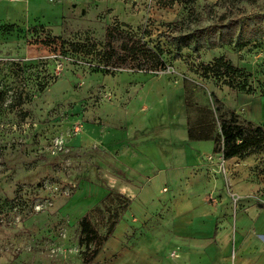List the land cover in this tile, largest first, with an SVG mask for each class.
Here are the masks:
<instances>
[{"label":"rangeland","instance_id":"obj_1","mask_svg":"<svg viewBox=\"0 0 264 264\" xmlns=\"http://www.w3.org/2000/svg\"><path fill=\"white\" fill-rule=\"evenodd\" d=\"M195 8L193 17L186 5L163 7L159 0H0V264H84L80 222L89 216L106 234L107 219L93 211L129 183L172 192L176 185L212 183L208 168L219 166L220 182L230 183L224 170L231 175V164L216 153L213 158L191 150L184 79L217 95L225 111L264 125V36L245 46L249 36L240 33L231 46L202 49L199 61L188 49L176 59L175 43L161 35L173 22L192 33L264 14V0H197ZM116 26L164 49L169 69L96 72L98 60L74 46L90 42L102 52L108 29ZM223 56L243 66L255 91L234 90L214 76L197 74L202 63L212 65ZM200 102L209 103L204 96ZM135 155L150 160L174 155L182 164L164 161L154 174ZM140 162L144 178L135 172ZM242 162L264 184V152L244 157L238 166ZM233 204L230 216L243 209ZM150 207L147 218L139 206L123 215L118 244L116 239L107 244L94 264L191 262L185 250L190 245L182 249L170 238L175 235L170 209ZM256 240L264 243V235ZM165 246L169 250L161 258ZM236 252L234 242L231 259ZM206 254L200 253L202 262ZM221 263L215 257L214 264Z\"/></svg>","mask_w":264,"mask_h":264},{"label":"trees","instance_id":"obj_2","mask_svg":"<svg viewBox=\"0 0 264 264\" xmlns=\"http://www.w3.org/2000/svg\"><path fill=\"white\" fill-rule=\"evenodd\" d=\"M230 1L234 2V0ZM176 2L189 7L190 15L193 17L197 16L195 8L197 0H159L163 7H171ZM233 9L231 8V11ZM243 16L234 17L226 24L209 26L192 33L183 32L179 23L173 22L168 24V31L161 36L175 43L176 59L182 58V51L188 49L197 56L199 61H202V49L213 50L231 46L240 33L249 36L245 46L254 39L264 36V14L245 19ZM49 38L51 35H48ZM74 48L77 52L97 59L100 68L95 67L96 72L108 75H115L116 71L122 70L153 73L169 69L164 49L151 47L144 38L124 31L119 26L108 29L105 50L102 52L90 42L75 45ZM197 74L205 79H211L214 76L225 81V84L234 90L249 94L255 91L249 83L248 77L251 75H247L226 56L216 60L212 65L202 63ZM184 84L190 141L214 142L215 153L221 154L226 161L264 152V125L244 120L235 111H225V103L217 95L210 94L205 86L196 81L185 77ZM202 96L208 99V104L200 102ZM115 173L127 178L126 172L122 170L116 169ZM131 204L132 200L121 193L111 192L104 198L102 206L93 211L107 219L108 230L104 235L98 232L89 216L80 222V243L86 247L83 253L84 264H94L105 245L116 233L123 215L129 210Z\"/></svg>","mask_w":264,"mask_h":264},{"label":"crops","instance_id":"obj_3","mask_svg":"<svg viewBox=\"0 0 264 264\" xmlns=\"http://www.w3.org/2000/svg\"><path fill=\"white\" fill-rule=\"evenodd\" d=\"M240 68H243V66H240ZM191 144L194 145L192 151L198 150L202 155L213 156V158L216 156L214 142H192ZM216 157L224 161L226 166L231 164V175L227 169L224 170L225 173H228V179L230 180V183H228L225 179L226 185L220 182L217 176L221 172V166H219L208 168L214 176V180L210 184L196 183L197 185H195V183H189L184 186L176 185L171 192L167 188H152L153 185L148 186V190H145L146 187L140 188L129 183L122 190H114L132 200L131 207L125 215L133 211L136 212V206H139L144 218L150 215L151 210L149 207L151 205L159 204L162 207L164 204V208H169L170 215H173L169 219L175 230L174 237L170 236V238L179 243L182 249H185V245H190L189 249H185L189 251L186 254L191 255L192 258L189 264H214L217 256L220 257L223 264H264V243L256 240L257 235H264V217L260 211V209H264V204L260 201H264V184H260L259 180L253 177L255 174L252 173L251 169H246L245 165L247 163L242 162L243 166H238L239 160L243 158L226 161L221 154H217ZM138 158H141L144 166H147L145 171L152 166L154 174L164 165V161H177L176 165L182 164V158H175L174 155L169 158L158 157L154 160L144 158L141 155L133 157V159ZM219 159L217 158V160ZM139 164L142 165L140 170H134H136L137 176L144 178L141 175L144 174L143 164L142 162ZM162 172L155 176V180L159 179L158 177ZM123 179L127 180L128 176ZM246 181L251 183H245ZM164 191L168 194L164 195ZM235 201L240 206L242 204L243 209L237 210V215L230 216ZM258 201H260L259 204ZM122 224L123 217L116 233L107 244H113L115 239V244H118L117 237ZM234 242H236L237 251L235 260L231 259ZM168 250L169 246H165L159 251V256L163 258ZM204 250L207 254L204 262H202L200 253Z\"/></svg>","mask_w":264,"mask_h":264}]
</instances>
